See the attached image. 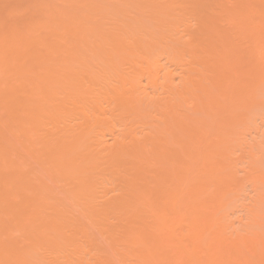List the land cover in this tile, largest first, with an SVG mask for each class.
Here are the masks:
<instances>
[{
	"label": "bare ground",
	"instance_id": "obj_1",
	"mask_svg": "<svg viewBox=\"0 0 264 264\" xmlns=\"http://www.w3.org/2000/svg\"><path fill=\"white\" fill-rule=\"evenodd\" d=\"M1 2L0 264H264V0Z\"/></svg>",
	"mask_w": 264,
	"mask_h": 264
},
{
	"label": "rangeland",
	"instance_id": "obj_2",
	"mask_svg": "<svg viewBox=\"0 0 264 264\" xmlns=\"http://www.w3.org/2000/svg\"><path fill=\"white\" fill-rule=\"evenodd\" d=\"M1 1H2V0H1ZM1 1H0V16L2 15V13H3V11H4V9H3V8H4V6H3V2H1ZM27 1H28V0H6L7 4H9L10 6H13V5H14L15 8H16V7L18 8V7H20L21 5L26 4ZM1 6H2V7H1ZM22 17H24V18H22ZM223 17H224V16H223ZM25 19H26V17L23 16V15H17V17H16V20L19 21V22H23ZM196 26H197V25H196ZM198 27H199V25H198ZM198 27H197V28H198ZM200 38H201V37H200ZM244 47H245V48H244L243 51H245V53H247V52L249 51V49H250V46H244ZM106 103H109V102H106ZM104 106L107 107L108 105H106V104L104 103ZM109 106L114 107V105H109ZM109 106L107 107V109L105 108V110H106L107 112H108V110H109L110 112L112 111V108L109 107ZM11 110H12V109H11ZM11 110H10V111H11ZM4 111H5V110H4ZM4 111H3V114L6 115V113H5ZM12 111H13V110H12ZM8 112H9V110L7 111V113H8ZM110 112H108L107 114H109ZM1 114H2V113H1ZM9 114H10V113H9ZM13 114H14V113H13ZM6 116H7V115H6ZM1 117H2V116H1ZM8 117H9V115H8ZM10 117H11V115H10ZM4 118H6V117H4ZM122 119L125 120L126 117H123ZM119 120H120V119H119ZM258 120H259L258 123H260V125H261V124H264V123H263V122H264V121H263L264 118H261V119H258ZM261 120H262L263 122H262ZM261 122H262V123H261ZM263 128H264V125H263ZM252 131H254V130L252 129V130L250 131V132H251L250 134H252ZM261 132H263V131H261ZM261 132H260V133H261ZM250 134H249V135H250ZM256 135L258 136V134H255V131H254V135H250V139H251V136H256ZM258 137H259V136H258ZM106 138L108 139V141H109L110 144H113V141H112V140H113V136H112L111 134H107V135H106ZM129 139H130V138H129ZM126 141H127V143L129 144V141H130V140L127 139ZM127 143H126V144H127ZM160 151H161V152L163 151V152H162L163 154H164V153L167 154V153H169V151H170V147L165 148V150H164V148H162ZM165 151H167V153H166ZM240 173H241V171H240ZM243 174H244V172L241 173V178H243V177H242ZM244 175H245V174H244ZM239 176H240V175H239ZM244 178H245V177H244ZM242 180H243V179H242ZM245 180H246V179H245ZM245 180H244V181H245ZM247 182H248V181H247ZM245 184H246V182H245ZM115 222H116V221H115ZM115 224L117 225V222H116V223H113V226H114ZM108 250H109L111 253H113V251H112L111 248H109Z\"/></svg>",
	"mask_w": 264,
	"mask_h": 264
}]
</instances>
